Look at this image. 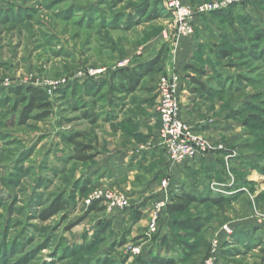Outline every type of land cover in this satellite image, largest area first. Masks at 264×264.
Masks as SVG:
<instances>
[{
    "label": "rangeland",
    "instance_id": "1",
    "mask_svg": "<svg viewBox=\"0 0 264 264\" xmlns=\"http://www.w3.org/2000/svg\"><path fill=\"white\" fill-rule=\"evenodd\" d=\"M185 2L196 19L191 37L177 36L164 0H0V264H137L126 251L141 243L148 259L171 256L177 264H208L209 257L211 264H264V0ZM203 4L213 9L200 13ZM160 55L158 73L131 94L117 90L121 70ZM168 69L181 76L187 122L207 138V154L223 171L194 162L185 167L186 184L168 176L169 194L157 201L184 188L229 202L195 204L171 216L204 220L199 233L172 227L164 215L159 235L146 238L155 204L136 220L133 196L159 198L158 162L141 156L127 168L116 164L128 150L156 143L160 123L150 121L160 73ZM90 82L102 86L89 89ZM29 86L46 91L52 110L22 124L25 104L16 106L11 91ZM84 108L95 120L85 118ZM73 134L94 148L88 163L72 160L65 138ZM201 180L206 188H193ZM96 188L131 204L118 214L124 220L100 237L111 213L101 201L89 212L86 200ZM61 195L66 209L42 220ZM246 222L261 227L247 231ZM166 234L169 246L161 243ZM182 243L191 247L188 254Z\"/></svg>",
    "mask_w": 264,
    "mask_h": 264
},
{
    "label": "built area",
    "instance_id": "2",
    "mask_svg": "<svg viewBox=\"0 0 264 264\" xmlns=\"http://www.w3.org/2000/svg\"><path fill=\"white\" fill-rule=\"evenodd\" d=\"M164 2L167 10L173 15V24L177 36L191 37L195 33L196 23L194 10L191 6L185 0H164ZM211 9L213 6L206 4L198 7L200 13H206ZM181 83V76L176 71L169 69L159 76L157 87V112L160 123L157 148L165 155L169 163L179 167L192 164L200 155L210 152L211 149V144L207 138L183 118L180 100ZM169 187V178H165L162 181V192L166 193L167 196ZM86 201L88 205L101 201L106 205L109 212H121L131 205L127 196L98 188L92 191ZM166 203L165 200L158 201L151 209L146 238L154 237L158 233L160 216ZM217 244V242L214 243V250L217 248ZM143 246L144 243L130 245L126 253L132 258L140 256L144 252ZM209 258L208 264H211V257Z\"/></svg>",
    "mask_w": 264,
    "mask_h": 264
},
{
    "label": "trees",
    "instance_id": "3",
    "mask_svg": "<svg viewBox=\"0 0 264 264\" xmlns=\"http://www.w3.org/2000/svg\"><path fill=\"white\" fill-rule=\"evenodd\" d=\"M114 1V0H113ZM124 0H115L116 4L121 3ZM226 13L223 12H218V15L220 17H225ZM132 16H130L129 21ZM249 21V20H248ZM246 22V24L248 23ZM258 38L262 40L263 36L259 35ZM225 54V53H224ZM161 65H162V57L161 55L158 56L156 59L152 61H147L145 63H142L139 65V67L132 68V69H125L121 70L119 72V76H121V81L120 86L117 89L121 94H131L133 93L138 86L140 85L142 79L149 75V74H154L158 73V71L161 70ZM164 72V71H163ZM162 74V71L161 73ZM194 82H196L195 78H191ZM200 83V82H199ZM102 85H97L94 82H90L88 84L89 89H96L100 88ZM12 94L17 97L16 101V106L25 104V109L22 114V124L26 122V119L31 118L32 114L35 112H40V115H37L35 119L37 120H43L46 119L50 116L51 110H52V105L51 102L49 101L48 95L44 89L38 88V87H17L14 88L12 91ZM83 114L86 119L89 120H95L94 116L89 113L88 110L85 108L83 109ZM255 119V117H254ZM81 140V135L80 134H73L65 138V142L71 146H73V152H72V160L80 162V163H88L90 160H92L93 155L92 151L94 148L92 145L86 144ZM82 193L86 191L85 186H81L79 189ZM228 201L227 198L220 197V196H200L196 195L194 193H190L186 191L184 188H178V192L173 193L171 198L166 203L165 208L163 209L160 220H159V231L155 235H159L161 232L160 226H163V224L167 223L165 220V216H168V224L171 225L172 227L180 228L184 231L187 232H192V233H199L202 228L204 227V220L202 219H184L180 221H175L171 220V216L177 215L180 213L185 212L191 206L195 204H212L213 206H222L226 204ZM99 202L96 201L94 202L90 208L89 212H94L95 210H98V205ZM68 206V201L65 200L64 196H58L55 198V200L52 202V204L44 209L41 214L40 218L42 220H48L50 217H53L55 215H58L62 213L66 207ZM138 211V212H137ZM134 213L135 219L140 220V212L137 210ZM136 214V215H135ZM165 215V216H164ZM102 227L100 229V232L98 231L97 235L100 237V235H105L108 231V229H111L112 227V222L108 220H104L102 222ZM168 235L166 234L164 237L161 238V243L164 244L165 246H169L170 244L168 240ZM264 243V240H263ZM125 245V242H116L113 246L114 249L118 247H123ZM182 248V253L188 254L191 250V247L187 243H182L181 244ZM262 252L264 253V248L262 249ZM145 251L143 252L142 255L136 256L137 264H177V262L180 260L179 258L176 257H171V256H163V255H154L151 256L149 259L147 258V255H145Z\"/></svg>",
    "mask_w": 264,
    "mask_h": 264
},
{
    "label": "crops",
    "instance_id": "4",
    "mask_svg": "<svg viewBox=\"0 0 264 264\" xmlns=\"http://www.w3.org/2000/svg\"><path fill=\"white\" fill-rule=\"evenodd\" d=\"M147 62V61H146ZM169 70V69H168ZM167 71V70H166ZM182 99H183V96L181 94V97H180V100H181V103H182ZM155 119L151 120L150 121V124L154 121H156L155 123L159 124V117H158V112L155 113ZM183 118L184 120H186L185 118V112H184V108H183ZM187 121V120H186ZM160 126V124H159ZM159 132H157L158 134ZM203 133V131H202ZM159 136V134H158ZM158 136L155 138L157 139L156 143H152L150 145V147L144 149V148H139V149H131V150H128L127 153H125L123 159L121 160V162H117V166H121V168H127L128 164V161L132 160V158L134 157H144V158H147L148 160H157L158 162V165H157V173L163 177L162 179L164 180L165 178H168V176L172 175L173 177L177 178V179H180L182 182H181V187L182 185H185L186 183V179H187V171L190 170V169H185V167H191L192 164L195 162V164H198L200 161L202 162L204 160V163L206 164L205 167L207 169H210V170H217L220 172L223 171V166H220L222 165V163L220 164V161L218 162L215 159H213L212 155H209V153H204V155H200L196 161H194L192 164L190 165H187V166H173L171 163H169L168 159L165 157V155H163L159 149L157 148V142H158ZM135 163H133L134 165ZM121 170H128V169H121ZM191 170H194V169H191ZM108 178H106V181H107ZM185 180V181H184ZM177 186H180L177 184ZM193 188H197L199 189L200 191L204 190L206 188V183L203 184V180H201L200 182H197V184H195V187ZM195 190V189H194ZM159 191H160V196L159 198H141L140 196L141 195H137V196H133L134 199L136 200L135 204L136 206H138L139 211L143 212V210L145 211V209L147 208H150V207H153V204H155L156 202H158L157 200H159L160 198L163 199L164 198V195H166V193L162 192V181H161V184L159 185ZM153 203V204H152ZM137 208V209H138ZM111 214L108 215V221H111L112 224H116L117 222H119L121 219H123L124 216L122 215H118L120 212L117 211V212H109ZM125 217H127L125 215ZM131 219L133 217V215L130 217ZM260 224L258 223H252V222H246V223H241V226H245V230L249 231V229H251L250 231H254L255 229H257V227H261L259 226ZM257 232V230L255 231ZM253 232V233H255ZM146 233V232H145ZM146 255V254H145Z\"/></svg>",
    "mask_w": 264,
    "mask_h": 264
}]
</instances>
